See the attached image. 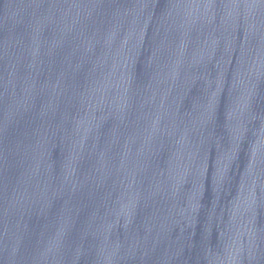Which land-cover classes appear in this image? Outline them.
<instances>
[{"label":"water","instance_id":"water-1","mask_svg":"<svg viewBox=\"0 0 264 264\" xmlns=\"http://www.w3.org/2000/svg\"><path fill=\"white\" fill-rule=\"evenodd\" d=\"M0 264H264V0H0Z\"/></svg>","mask_w":264,"mask_h":264}]
</instances>
